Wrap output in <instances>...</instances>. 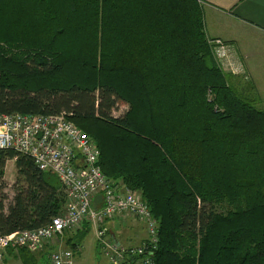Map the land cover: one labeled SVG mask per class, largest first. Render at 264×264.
Here are the masks:
<instances>
[{"label":"trees","instance_id":"trees-1","mask_svg":"<svg viewBox=\"0 0 264 264\" xmlns=\"http://www.w3.org/2000/svg\"><path fill=\"white\" fill-rule=\"evenodd\" d=\"M210 39L200 0H0V113L67 112L103 172L147 201L156 264H264V109ZM66 204L55 173L0 149V234L46 226Z\"/></svg>","mask_w":264,"mask_h":264},{"label":"built area","instance_id":"built-area-1","mask_svg":"<svg viewBox=\"0 0 264 264\" xmlns=\"http://www.w3.org/2000/svg\"><path fill=\"white\" fill-rule=\"evenodd\" d=\"M210 43L223 70L241 68L227 42L218 38ZM0 149H13L32 158L40 170L55 173L67 196L64 212L50 224L0 234V263L4 262L9 249L25 248L37 253L61 240L66 232L87 224L90 228L95 226L97 238L111 264H123L127 257H137L128 264H156L153 253L160 240L159 223L147 201L103 172L97 143L69 120L67 112L0 113ZM130 216L145 226L146 237L139 246L122 244L109 228L113 220ZM74 257L75 250L59 247L51 252L50 264H73Z\"/></svg>","mask_w":264,"mask_h":264},{"label":"crops","instance_id":"crops-1","mask_svg":"<svg viewBox=\"0 0 264 264\" xmlns=\"http://www.w3.org/2000/svg\"><path fill=\"white\" fill-rule=\"evenodd\" d=\"M200 2L208 38L219 37L226 40L238 54L237 57L245 62L248 78L231 74L233 79L237 84L246 85L248 92L259 100H264V0ZM238 77L239 80L236 79ZM13 251L6 254L16 255L23 264H37L41 258L38 254L30 253L27 254L30 259L24 263L20 249Z\"/></svg>","mask_w":264,"mask_h":264},{"label":"rangeland","instance_id":"rangeland-1","mask_svg":"<svg viewBox=\"0 0 264 264\" xmlns=\"http://www.w3.org/2000/svg\"><path fill=\"white\" fill-rule=\"evenodd\" d=\"M218 38L219 37L211 38L210 42ZM219 39L223 40L224 42H227L226 40L222 38H219ZM227 44L230 46L233 56L236 58V61L240 62L241 68L235 69V70H233L232 68H225L226 71L225 70L224 71L229 74H233V75L236 74V76H244L245 78L246 77L248 78L244 60H241L240 58L237 57L238 54L233 50V47L230 43L227 42ZM229 69H232L234 72ZM236 79L239 80L240 77ZM233 81L235 80L233 79ZM235 83L237 82L235 81ZM242 83L244 84V82ZM239 87L245 89L246 85L239 84ZM259 105H260L259 107L264 109V100H261ZM127 108H128L127 104L119 101L117 108L114 111V115L115 116L122 115L127 110ZM4 179L9 185L6 189V192L9 195V199L11 200L14 195L12 185L14 184L16 180V167H15L14 160L8 161L6 169H5ZM86 226L87 224H84L83 227L78 230H74L73 232H66L64 236L62 237V239L56 242L54 245H51L45 248L44 250L35 253L41 257L40 260H38L37 264H50L51 252L55 249H58L59 247L64 248V249L75 250V257L73 259L74 260L73 264H111L109 257L105 253V249L100 244L97 238L95 226H91L89 231L86 232L84 238L79 242V245L76 246L77 248L72 247L73 246L72 243L75 241L72 238L76 236L78 233L80 234L82 231H85ZM109 228L114 234L116 240L118 241L121 240L122 244L128 245V246H139L142 240L146 237L144 224L142 222H139L133 216L124 218L123 220L115 219L112 222H110ZM25 252L32 253L26 250ZM0 264H23V263L19 258H17L16 255L6 254L5 261Z\"/></svg>","mask_w":264,"mask_h":264},{"label":"bare ground","instance_id":"bare-ground-1","mask_svg":"<svg viewBox=\"0 0 264 264\" xmlns=\"http://www.w3.org/2000/svg\"><path fill=\"white\" fill-rule=\"evenodd\" d=\"M236 86V85H235ZM257 101V100H256ZM151 209V208H150ZM87 228V227H86Z\"/></svg>","mask_w":264,"mask_h":264},{"label":"water","instance_id":"water-1","mask_svg":"<svg viewBox=\"0 0 264 264\" xmlns=\"http://www.w3.org/2000/svg\"><path fill=\"white\" fill-rule=\"evenodd\" d=\"M118 241V240H117Z\"/></svg>","mask_w":264,"mask_h":264}]
</instances>
